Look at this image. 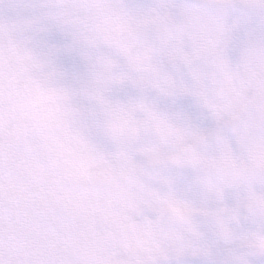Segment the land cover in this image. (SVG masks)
<instances>
[{
  "label": "clouds",
  "instance_id": "1",
  "mask_svg": "<svg viewBox=\"0 0 264 264\" xmlns=\"http://www.w3.org/2000/svg\"><path fill=\"white\" fill-rule=\"evenodd\" d=\"M0 264H264V0H0Z\"/></svg>",
  "mask_w": 264,
  "mask_h": 264
}]
</instances>
